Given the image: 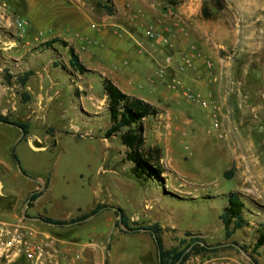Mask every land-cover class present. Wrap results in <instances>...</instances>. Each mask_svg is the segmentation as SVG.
<instances>
[{"label": "rangeland", "instance_id": "obj_1", "mask_svg": "<svg viewBox=\"0 0 264 264\" xmlns=\"http://www.w3.org/2000/svg\"><path fill=\"white\" fill-rule=\"evenodd\" d=\"M2 1L9 3L16 12L14 26L20 41L28 38L30 25L27 19L33 25H39L41 23L36 18L41 17L43 23L50 26L52 19L48 16L59 9L52 2L40 0L38 6L35 5L34 10L28 13L22 0ZM105 5L117 12L114 3L108 0H87L84 8L91 16H107ZM200 7L202 22L206 27L214 26L218 30L219 44L223 45L219 49L222 60L214 78L222 83V92L228 102L232 99L235 103L226 111L227 120L235 132L245 127L240 121L253 128L250 137L258 149L260 160L264 161V0H201ZM204 10L209 13V18L205 17ZM6 14L11 15L9 11ZM93 19L98 23L96 18ZM18 20L28 23L25 33L16 26ZM32 24L29 28L31 35L37 31ZM89 24L92 27V23ZM182 26L185 25L181 23V33H187ZM48 35L45 32L35 37V44ZM63 35L71 37L68 32ZM87 44L76 39L81 58L90 49ZM53 45L56 49L51 50L50 58L61 65H69L68 51L60 43ZM82 46L85 50L81 49ZM106 61L99 58L98 64H106ZM78 77H70L69 82L67 79L60 85L62 94L52 104L54 109L42 117L23 119L17 116L23 114L20 104L15 106L12 99L0 101V114H4V109L15 110V116L9 114L11 120L29 124V133L22 137L18 127L0 123V221L26 223L49 238V254L42 264H70L74 257L79 258L77 264L158 262L151 234L122 230L113 208L81 224L67 227L25 219L24 204L37 190L43 192V198L28 207L26 214L29 217L70 221L91 211L98 203H105L122 208L132 226L134 223H158L162 227L165 248L179 246V239L194 236L218 248L215 252L193 254L183 264H224L227 261L264 264V245L255 248L260 233L264 232V209L257 208L250 199L248 208L254 212L259 210L260 215H252L246 210V217L254 219L256 216L257 224L236 231L229 239L219 218L228 205L227 194L237 186L235 178L223 176L227 167L224 161L234 160L221 156L222 145L229 135L221 115L219 121L226 135L224 139L218 138L210 113L207 117L196 114L201 117L203 131L209 140L201 149L187 140L181 142L173 138L168 141V105L160 109L158 116L147 118L144 121L146 147L161 148L163 174L142 183L131 174L134 164L127 159V148L122 145L119 135L104 138L110 126V115L108 102L102 94L101 79L93 76L90 88L88 76ZM10 78L8 70L0 72V84L3 86L11 83ZM16 93L22 95L20 90ZM190 105L205 110L189 100L184 101L183 108L190 109ZM29 140L43 149H32ZM14 148L27 177L18 170L12 153ZM231 172L234 176L235 170ZM29 178L44 179L40 180L44 187ZM241 200L245 208L247 201ZM0 264L30 263L0 257Z\"/></svg>", "mask_w": 264, "mask_h": 264}, {"label": "crops", "instance_id": "obj_2", "mask_svg": "<svg viewBox=\"0 0 264 264\" xmlns=\"http://www.w3.org/2000/svg\"><path fill=\"white\" fill-rule=\"evenodd\" d=\"M39 1L22 0V4L31 13ZM51 2L59 9L48 16V19H52L50 26L45 25L41 17L36 18L41 23L35 24L36 26L27 19L29 28L32 24L38 32L31 35L28 28V38L20 41L14 26L16 12L9 3L0 0V72L6 69L11 76L9 85L0 84V101L12 99L15 106L20 104L23 114L17 116L23 119L42 117L54 109L52 104L62 94L60 85L66 83L67 79L69 82L70 77L88 76L92 88L93 76L99 77L101 82L103 76L129 96L145 100L161 110L168 105V141L173 138L177 141L180 139L181 142L187 140L200 149L209 140L203 131L201 117L196 114L207 117L217 107L229 133L222 145L221 156L226 155L234 160L224 161L227 167L223 176L228 178L226 173H230L229 178L237 180V186L232 192L238 193L247 201L244 216L249 224L246 227L257 224L259 210L254 212L248 208V204L251 199L257 208L264 209V161L260 160L258 149L250 137L253 128L240 121L245 127L235 132L227 120L226 111L235 103L232 99L228 102L227 96L222 92V83L214 78L218 63L222 60L219 49L223 45L219 44L218 30L214 26L206 27L201 20V0H185L177 7H168L165 0H111L117 12L114 10V14L100 17L91 16L90 12L85 11L87 0H47V3ZM128 4L130 9L127 8ZM6 11L11 15L6 14ZM135 11L140 14L134 15ZM93 18L98 23L93 22ZM181 23L185 25L182 26V30L185 28L187 31L185 35L181 33ZM150 27L167 36L170 46H165L159 39H149L147 30ZM64 31L71 33V37L63 35ZM45 32L49 34L48 37L35 44V37H40ZM76 39L90 46L82 58L76 47ZM57 40L68 42L89 72L74 70L70 65V58L69 65H61L50 58L51 50L56 49L53 44L60 43ZM47 42L52 43L48 46L45 45ZM60 45L63 46L61 43ZM192 48H195V53ZM64 49L69 53V47ZM81 49L85 50V47L82 46ZM168 56L172 57V62L167 65L164 77H160L159 70L164 67ZM188 56H194L193 66L189 68L184 65ZM99 58L106 59V64H98ZM207 60L214 62V69H207ZM28 73L27 81L21 85L20 79ZM174 80L180 82L177 90L171 87ZM71 86L72 84L70 88ZM18 90L22 95L16 93ZM186 91L201 95L209 101L210 107L204 108L205 110L192 105L190 109L183 108L184 101H188L184 96ZM102 94L107 100L104 88ZM94 97L98 98L96 95ZM3 112L0 115H16L15 110L4 109ZM232 170H235L234 176ZM50 185L51 181L48 189ZM16 192L12 194L17 197ZM42 198L43 195L38 198V202ZM246 210L256 215L254 219L246 217Z\"/></svg>", "mask_w": 264, "mask_h": 264}, {"label": "trees", "instance_id": "obj_3", "mask_svg": "<svg viewBox=\"0 0 264 264\" xmlns=\"http://www.w3.org/2000/svg\"><path fill=\"white\" fill-rule=\"evenodd\" d=\"M168 7H177L183 0H165ZM111 2V0H108ZM109 14H113L114 11L109 5L103 6ZM221 8V5L218 4ZM204 15L209 18L210 15L204 10ZM64 47H69L70 65L71 67L80 72L86 73L89 70L82 64L75 49L64 40H57ZM56 42V41H54ZM52 42H47L45 45L50 46ZM29 73L20 79L21 85H24L27 81ZM104 92L107 96L108 113L110 115V126L104 133V138L109 139L113 136H118L121 139L122 145L127 148V159L134 164L131 169L133 178L142 182L148 183V181L154 176L161 177L163 170L160 166V160L162 159V150L159 147H151L147 149L146 138L144 135V121L150 117H156L160 114V109L156 106L146 102L145 100L132 97L124 93L118 88L110 79L101 76ZM0 121L4 124H14L15 127H21L24 129L25 134L29 133V124L24 122H18L11 120L9 115H0ZM13 158L18 161V157L15 154V148L13 152ZM230 173H226L229 178ZM43 195V192L35 193L31 197L29 208L33 206V203ZM228 205L224 212L220 215V219L224 224L225 236L227 239L231 238L236 231L248 226V220L244 216V203L238 193L232 192L228 196ZM114 208L105 203H98L91 211L82 214L81 216L74 218L70 221L55 219L50 217H40L43 222L47 224H53L58 227H67L68 225L81 224L90 216H97L102 211ZM120 210L123 217V224L129 229V232H138L141 229L148 230L147 232L153 237L156 246V256L158 264H183L191 255H200L204 252H215L217 247H211L205 243L199 237H191L189 239H179V246L172 248H165L162 227L158 224L139 225L134 223L130 224V218L125 211L117 207ZM119 216V213L116 211ZM181 248V246H184ZM264 245V232L260 233V237L255 244V248H259ZM245 250V247H242ZM18 260H25L23 257ZM26 261V260H25ZM21 262V261H19Z\"/></svg>", "mask_w": 264, "mask_h": 264}, {"label": "built area", "instance_id": "obj_4", "mask_svg": "<svg viewBox=\"0 0 264 264\" xmlns=\"http://www.w3.org/2000/svg\"><path fill=\"white\" fill-rule=\"evenodd\" d=\"M127 7L130 9L131 6L128 4ZM137 15L140 12L136 13ZM16 26L22 33L26 32L28 23L26 20L16 21ZM187 33H184V35ZM147 37L151 40L159 39L165 46H170V40L167 36L157 33L153 27H150L147 30ZM195 53V48L191 49ZM192 57L188 56L185 59V67H192ZM172 62V57L168 56L165 61L164 67L159 70L158 75L164 77L166 69L169 64ZM168 65V66H167ZM206 67L208 70H212L214 65L211 61H206ZM171 87L174 90H177L180 87V82L177 80L172 81ZM184 96L187 100L193 102L194 104L202 107L209 108L210 103L207 99L203 98L201 95L186 91ZM210 116L213 120V127L218 131V138L224 139L225 133L221 130L222 123L219 121V113L217 107H214V110L211 112ZM49 238L45 237L42 232L35 229L34 227L23 223H8L0 221V257H5L10 261L17 260L23 257L30 264H42L48 254H49V243L47 242ZM79 258L74 257L70 260V264H77ZM224 264H235L232 261H227Z\"/></svg>", "mask_w": 264, "mask_h": 264}, {"label": "water", "instance_id": "obj_5", "mask_svg": "<svg viewBox=\"0 0 264 264\" xmlns=\"http://www.w3.org/2000/svg\"><path fill=\"white\" fill-rule=\"evenodd\" d=\"M0 123H4V122H1V121H0ZM7 125L14 126V124H7ZM18 128L21 129V131H22V137H23V136L25 135V131H24V129L21 128V127H19V126H18ZM29 145L32 147V149L37 150V151H41V150L43 149V148H38V147L34 146L33 141H31V140H29ZM13 152H14V149L12 150V153H13ZM16 163H17L18 170H19L20 174L23 175V176H26V177H27L26 173H25V172L23 171V169L21 168V166H20V164H19V161H16ZM29 179L32 180V181H35V182L40 183V184L42 185V187H44V183H42L39 179H34V178H29ZM0 187H2V183H1V181H0ZM40 192H41L40 190H37V191L32 192V193L30 194L29 198H28V201L24 204V207H23V216H24L25 219H27V220H36V221H41V222H43V220H42L41 218H39V217H29V216L26 214V211H27V209H28V207H29V203H30V201H31V197H32L35 193H40ZM113 209L119 213V216H118V223H119L120 228H121L122 230L129 231V229L126 228V227L124 226V224H123V217H122V214H121L120 210H118V208H113ZM93 217H94V216H90V217H88L86 220H84V222L90 220V219L93 218ZM43 223H45V222H43ZM46 224H47V223H46ZM48 225H53V224H48ZM68 226H69V225H68ZM141 231H142V232H147L148 230H146V229H141Z\"/></svg>", "mask_w": 264, "mask_h": 264}]
</instances>
